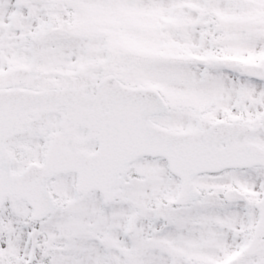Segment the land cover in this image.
<instances>
[{
	"label": "snow or ice",
	"instance_id": "snow-or-ice-1",
	"mask_svg": "<svg viewBox=\"0 0 264 264\" xmlns=\"http://www.w3.org/2000/svg\"><path fill=\"white\" fill-rule=\"evenodd\" d=\"M0 264H264V0H0Z\"/></svg>",
	"mask_w": 264,
	"mask_h": 264
}]
</instances>
